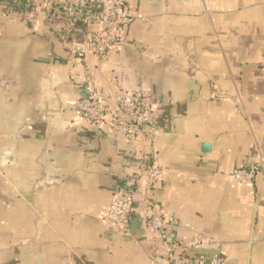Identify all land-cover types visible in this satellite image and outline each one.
Segmentation results:
<instances>
[{"label":"crops","instance_id":"0c3cea01","mask_svg":"<svg viewBox=\"0 0 264 264\" xmlns=\"http://www.w3.org/2000/svg\"><path fill=\"white\" fill-rule=\"evenodd\" d=\"M8 1L0 0V264H151L147 200L163 208L186 258L264 264V0H168L159 11L138 0L125 39L103 59L76 56L96 31L88 16L63 23L34 5L13 14ZM90 73L112 107L119 91L150 93L154 145L83 118ZM153 154L163 170L154 188L145 175ZM252 166L261 168L254 183L230 177ZM132 181L139 197L123 237L98 217Z\"/></svg>","mask_w":264,"mask_h":264},{"label":"built area","instance_id":"2783aa9c","mask_svg":"<svg viewBox=\"0 0 264 264\" xmlns=\"http://www.w3.org/2000/svg\"><path fill=\"white\" fill-rule=\"evenodd\" d=\"M71 1L10 0L6 7L15 14L27 11L34 5L36 9L47 8L53 19L73 17L75 22L82 21L80 16L83 14L88 16L90 18L88 23L95 25L96 31L93 36H89L88 48L76 52L79 59H84L88 53L101 59L105 58L117 44L123 42L130 24L136 18L134 4L138 0H85L84 4H71ZM96 83L95 73H90L83 82L80 101L83 118L106 129L109 134L122 136L131 142H135L137 136H144L148 143L154 145L158 137V122L154 117L156 102L150 93L144 88L136 92L119 91L112 107ZM145 175L153 188L163 181V170L157 154H153L150 159ZM260 175L261 168L252 166L238 168L230 177L240 184H252ZM135 184L132 181L118 190L111 206L98 217L109 223L111 229L119 236H131V213L139 197V190ZM145 205L143 217L148 238L156 245L159 243L158 250L154 245L149 254L151 264H229L220 255L186 258L178 250L175 238L170 233V225L163 208L151 200L145 201ZM204 245V238H197L194 242V246L198 248Z\"/></svg>","mask_w":264,"mask_h":264},{"label":"water","instance_id":"95a60500","mask_svg":"<svg viewBox=\"0 0 264 264\" xmlns=\"http://www.w3.org/2000/svg\"><path fill=\"white\" fill-rule=\"evenodd\" d=\"M164 1H168V0H152L153 9L155 11H159L161 9V4ZM187 1H191V0H187ZM203 147H204V150L207 151V150H209L210 146H209V144H204Z\"/></svg>","mask_w":264,"mask_h":264},{"label":"rangeland","instance_id":"374dc122","mask_svg":"<svg viewBox=\"0 0 264 264\" xmlns=\"http://www.w3.org/2000/svg\"><path fill=\"white\" fill-rule=\"evenodd\" d=\"M43 3L46 4V2H44V1H43ZM41 8H43V7H41ZM66 18H67V17H62V18H59V19H57V20L60 21V22H63V23H64V22L66 21ZM83 23H84V22L81 21V20H78V21H77V24H83Z\"/></svg>","mask_w":264,"mask_h":264}]
</instances>
